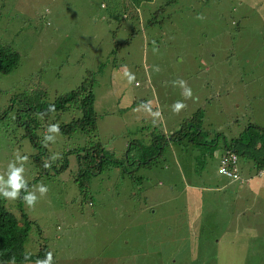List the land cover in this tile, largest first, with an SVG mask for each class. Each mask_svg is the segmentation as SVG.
<instances>
[{
    "label": "rangeland",
    "instance_id": "obj_1",
    "mask_svg": "<svg viewBox=\"0 0 264 264\" xmlns=\"http://www.w3.org/2000/svg\"><path fill=\"white\" fill-rule=\"evenodd\" d=\"M149 2L0 0V45L20 57L0 73V174L19 152L28 190L48 187L34 207L0 201L27 214L31 251L47 246L56 264H229L227 243L248 228L244 264H264V173L242 157L241 178L218 172L225 140L264 134V0ZM83 84L92 105L46 111ZM91 111L93 130L64 132ZM97 143L100 166L82 148Z\"/></svg>",
    "mask_w": 264,
    "mask_h": 264
},
{
    "label": "trees",
    "instance_id": "obj_2",
    "mask_svg": "<svg viewBox=\"0 0 264 264\" xmlns=\"http://www.w3.org/2000/svg\"><path fill=\"white\" fill-rule=\"evenodd\" d=\"M19 60H20L19 53L16 50L14 51L0 45V73L8 74L14 67L18 65ZM86 91H87V87H85V85L83 84L78 86L76 89H73L67 95L65 96L61 95L59 99L56 100L55 102V108L62 105V109L66 110L69 106L74 105L75 109L77 108V106L79 108L81 107L82 109H85L88 105H92V101L94 99L90 92L86 96ZM18 95L14 96L11 99V102H14L15 99L18 97ZM19 100H23V98L20 97ZM11 106H13V103H11ZM22 111L23 112H21V115L20 116L18 115V117L27 116L28 112L30 111V108L22 109ZM5 114L6 112L0 111V118L5 116ZM92 114H93L92 111L84 112L82 119L77 118L72 120L67 127H64V128H68L64 132H72L77 124L78 126L80 125V128H82V130L86 133L89 132L90 130H93L95 128V121H94V117L91 116ZM13 117L14 116H12V118ZM15 119L18 120L17 118ZM18 121L19 124L25 129V132L30 131V128L28 126H25L26 125L25 121L24 122H20V120ZM8 129L11 128L8 125H6V130ZM13 130L14 129H11L9 134H12ZM197 131L198 129H195L193 133H197ZM181 132L182 129L179 128L177 129L175 134L182 136ZM9 134H4V135L5 136L7 135L6 137H8ZM26 134L29 135L28 132ZM11 138L13 137L8 138V140H11ZM30 138L32 141L34 140L33 136H31ZM169 142L170 141H166V143ZM157 143H161V140L158 139ZM41 146L42 145L40 143L38 147ZM82 148L91 149L92 154L89 152L87 153L91 155L93 160L96 162L97 166H100V164L104 160L108 159L107 156L104 153H102V149H101L102 147L100 146L99 143L96 144V148H97L96 150H92L93 149L92 146H88V147L86 146ZM159 148L160 146L150 147L149 149L151 150L149 152L154 154L156 150ZM222 149H223V154L221 155V157L227 156L230 153H235L239 157L252 160L257 170L264 169V134L263 133L262 134L249 133L247 137L244 139L237 140V137H235V138H231L230 141L225 140ZM88 154H86V156L84 157L78 156L79 162L82 163L81 161H85L86 158H88ZM37 157L41 158L40 156ZM152 157L148 158L147 156L141 154L139 158L144 159L143 163L148 165L151 162ZM113 161L118 163L117 159ZM139 162L141 163V161ZM19 202H21V200ZM20 219L23 220L22 224L19 223ZM31 224L32 222L29 221L27 214L23 212V214L21 213V215L17 218L12 212L7 210L5 203L0 201V264H36L37 260H43L46 254L48 252H51L47 246H45L44 248L40 247L38 252L31 251V248L35 246V241L37 239L35 237L34 238L32 237V240L29 238L31 236V234L29 233ZM26 254L28 255L27 260H25ZM52 255L56 258V259L53 258L54 264H56L58 258L55 256V254Z\"/></svg>",
    "mask_w": 264,
    "mask_h": 264
},
{
    "label": "clouds",
    "instance_id": "obj_3",
    "mask_svg": "<svg viewBox=\"0 0 264 264\" xmlns=\"http://www.w3.org/2000/svg\"><path fill=\"white\" fill-rule=\"evenodd\" d=\"M198 18H201V17H198ZM179 83H180V86L184 89L183 95L185 96V98L190 99L192 96L191 89L185 86L184 81L181 80V81H179ZM185 107H186V105L182 101H177L173 104L172 110H173V112L178 113L179 111H181ZM46 111L47 112H55L56 111L55 105L50 104L49 108ZM44 114L45 113H41L39 115L42 117ZM47 132L59 134V132H60L59 125L58 124H50L48 126ZM174 135H177V134H175V132H172L171 136H174ZM170 138L171 137H169L168 139H170ZM49 141L54 142L55 136L49 135V134L45 135L44 136L45 144H46V142H49ZM230 154H234L236 156V169H237V173H238L237 178H241L240 169L238 166L239 156H237L235 153H230ZM229 155L222 156V157L220 155L218 172H219V167H221V165H222V160L227 158ZM27 159H28L27 156H22L19 154V152H17L15 154V159L9 162V164L7 166L6 173L0 174V196H2L3 198H5L7 200H10V201H14L17 199H23V201L25 202V204L27 206L34 207L37 200H38L37 192L40 194V196H44L48 192V187L46 185L41 184L35 190H32V191L28 190L29 185H28V181L25 179V168H24V163L27 161ZM49 166L50 165L45 164V167H49ZM227 166L230 167L229 164ZM219 173H221V172H219ZM258 173L262 175L264 173V169L258 170ZM21 192L25 193L23 195V197H21ZM27 259H28V255L26 254L25 260H27ZM36 264H54L52 253L48 252L46 254L45 258L43 260H37Z\"/></svg>",
    "mask_w": 264,
    "mask_h": 264
},
{
    "label": "crops",
    "instance_id": "obj_4",
    "mask_svg": "<svg viewBox=\"0 0 264 264\" xmlns=\"http://www.w3.org/2000/svg\"><path fill=\"white\" fill-rule=\"evenodd\" d=\"M125 1V0H124ZM150 4H152L154 2V0H149ZM137 11L139 12L140 9H137ZM129 12V11H128ZM125 13V16L127 17V14L129 16V13ZM143 35H145L143 33ZM223 154V149L221 151V154ZM252 181H255L254 179H251V176L246 179V182H252ZM258 181H262V180H258ZM192 189V192H193V189H198V188H194V187H191ZM190 190V191H191ZM190 196L191 197V204H195L197 202L198 206H199V203L200 201H197V199H195L194 197L191 196V194L189 193L187 195V197ZM239 231V230H238ZM254 233V231L252 230V228H248V229H245V230H240V234L238 236V239L237 240H231L227 243V259L229 261V264H244V261H245V255L244 253L249 249L250 245L254 244L253 240L250 242V238L252 236V234ZM239 237H244V240H240ZM243 249V255L241 257V261L238 262L236 261V253H237V249ZM221 262V261H220Z\"/></svg>",
    "mask_w": 264,
    "mask_h": 264
},
{
    "label": "built area",
    "instance_id": "obj_5",
    "mask_svg": "<svg viewBox=\"0 0 264 264\" xmlns=\"http://www.w3.org/2000/svg\"><path fill=\"white\" fill-rule=\"evenodd\" d=\"M228 164L230 167L227 166ZM219 172L233 178L238 177L236 169V156L234 154H230L227 158L222 160V165L219 167Z\"/></svg>",
    "mask_w": 264,
    "mask_h": 264
}]
</instances>
